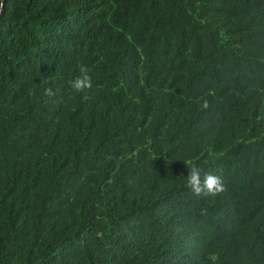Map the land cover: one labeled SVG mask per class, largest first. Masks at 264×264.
<instances>
[{"label": "trees", "instance_id": "trees-1", "mask_svg": "<svg viewBox=\"0 0 264 264\" xmlns=\"http://www.w3.org/2000/svg\"><path fill=\"white\" fill-rule=\"evenodd\" d=\"M3 4L0 264H264V0Z\"/></svg>", "mask_w": 264, "mask_h": 264}, {"label": "clouds", "instance_id": "clouds-1", "mask_svg": "<svg viewBox=\"0 0 264 264\" xmlns=\"http://www.w3.org/2000/svg\"><path fill=\"white\" fill-rule=\"evenodd\" d=\"M4 4L0 2V12H2ZM81 76L77 77L71 82L72 88L77 93H87L92 88V79L88 75L86 67L80 68ZM45 96L49 97L54 102L56 92L51 87L45 89ZM86 98V95H85ZM209 102L204 100L201 108L207 110L209 108ZM201 169L198 166L193 165L189 170L187 176V184L192 193L196 196H217L225 191V186L219 176L213 174H206L201 178Z\"/></svg>", "mask_w": 264, "mask_h": 264}, {"label": "water", "instance_id": "water-1", "mask_svg": "<svg viewBox=\"0 0 264 264\" xmlns=\"http://www.w3.org/2000/svg\"><path fill=\"white\" fill-rule=\"evenodd\" d=\"M1 2L3 3V2H4V0H1Z\"/></svg>", "mask_w": 264, "mask_h": 264}]
</instances>
